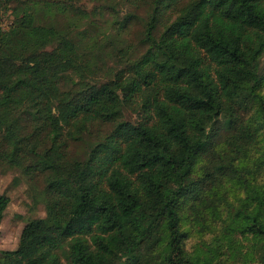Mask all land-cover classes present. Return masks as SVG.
I'll use <instances>...</instances> for the list:
<instances>
[{
  "label": "trees",
  "instance_id": "trees-1",
  "mask_svg": "<svg viewBox=\"0 0 264 264\" xmlns=\"http://www.w3.org/2000/svg\"><path fill=\"white\" fill-rule=\"evenodd\" d=\"M130 1L148 50L101 78L63 0H0L22 12L0 27L2 156L47 182L0 264H264V0Z\"/></svg>",
  "mask_w": 264,
  "mask_h": 264
},
{
  "label": "rangeland",
  "instance_id": "rangeland-1",
  "mask_svg": "<svg viewBox=\"0 0 264 264\" xmlns=\"http://www.w3.org/2000/svg\"><path fill=\"white\" fill-rule=\"evenodd\" d=\"M65 0L62 6L70 7L67 11L56 14L51 19L59 28L68 30L82 49L103 64L101 78L112 76L122 68L127 60H135L148 50L144 40L146 11L149 2L136 6L130 0ZM16 2L7 3L0 10V27L8 29L16 19L20 8ZM122 24H126L121 28ZM128 25V26H127ZM261 78L264 92V57L261 64ZM123 119L136 122L141 119L136 105H127ZM221 123L215 125L219 128ZM111 127L96 126L93 136H85L83 141H71L69 150L72 156L84 157L88 141L97 134H104ZM216 131V130H215ZM214 131V132H215ZM220 133L215 141H220ZM88 137V138H87ZM43 146L48 141L42 139ZM5 145L0 140V193L10 197L11 202L0 223V252L18 247L22 230L26 223L46 215V175L33 166H17L8 162L2 155ZM241 264V263H234ZM257 264V263H253Z\"/></svg>",
  "mask_w": 264,
  "mask_h": 264
}]
</instances>
